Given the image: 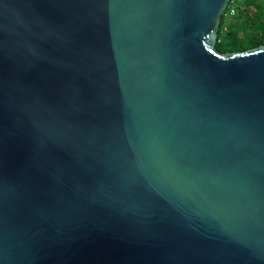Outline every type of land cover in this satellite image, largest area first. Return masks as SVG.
Instances as JSON below:
<instances>
[{
	"label": "water",
	"instance_id": "1",
	"mask_svg": "<svg viewBox=\"0 0 264 264\" xmlns=\"http://www.w3.org/2000/svg\"><path fill=\"white\" fill-rule=\"evenodd\" d=\"M229 0H0V264H264V43Z\"/></svg>",
	"mask_w": 264,
	"mask_h": 264
},
{
	"label": "trees",
	"instance_id": "2",
	"mask_svg": "<svg viewBox=\"0 0 264 264\" xmlns=\"http://www.w3.org/2000/svg\"><path fill=\"white\" fill-rule=\"evenodd\" d=\"M264 43V0H240L234 14L223 13L216 49L233 51Z\"/></svg>",
	"mask_w": 264,
	"mask_h": 264
},
{
	"label": "built area",
	"instance_id": "3",
	"mask_svg": "<svg viewBox=\"0 0 264 264\" xmlns=\"http://www.w3.org/2000/svg\"><path fill=\"white\" fill-rule=\"evenodd\" d=\"M240 0H229L228 6L225 10V13L229 14H234L237 8V4L239 3Z\"/></svg>",
	"mask_w": 264,
	"mask_h": 264
}]
</instances>
